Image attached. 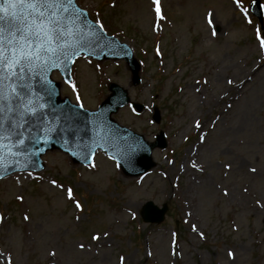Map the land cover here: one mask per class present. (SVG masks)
<instances>
[{
    "label": "rangeland",
    "instance_id": "rangeland-1",
    "mask_svg": "<svg viewBox=\"0 0 264 264\" xmlns=\"http://www.w3.org/2000/svg\"><path fill=\"white\" fill-rule=\"evenodd\" d=\"M251 1L160 0L158 14L153 0H77L131 46L142 83L131 85L122 61L99 67L82 57L63 96L96 110L115 82L147 108L127 106L114 119L149 141L163 130L168 147L153 152L158 166L140 179L102 152L77 168L51 152L43 172L1 181L0 264H264V82L248 81L236 97L243 72L264 68V23ZM149 201L170 206L163 223L142 220ZM30 228L36 236L25 242Z\"/></svg>",
    "mask_w": 264,
    "mask_h": 264
},
{
    "label": "water",
    "instance_id": "water-1",
    "mask_svg": "<svg viewBox=\"0 0 264 264\" xmlns=\"http://www.w3.org/2000/svg\"><path fill=\"white\" fill-rule=\"evenodd\" d=\"M254 7L255 14L262 19L259 2ZM72 9L79 14L78 23L83 30L84 39L77 47L75 55L70 53L67 57H53L46 68H36L32 73L26 72V77H32L30 82L34 91L43 96L40 103H44L46 107L38 113L39 118L28 115L23 117L24 126L16 131L23 133L25 144L22 148L13 149L17 155H10L5 151L4 158L0 160V179L15 170H42L44 165L41 164V156L49 150L66 152L71 156L73 165H86L91 163L98 149L117 160L126 176L139 177L156 166L152 159L153 149L167 147L163 132L157 136L155 143L149 144L143 136L120 127L112 119L113 114L130 102L128 92L116 84H109L111 95L105 99L98 111H86L81 106L71 104L68 98H61V84L52 81V74L58 70L67 82H71L73 62L82 54L93 56L100 62L124 59L132 71L133 85L141 83V64L135 59L131 48L117 38L108 36L94 24L87 13L78 7L76 0ZM4 23L0 21V25ZM134 106L139 112L143 110L140 104ZM10 116L17 121L21 120L19 110ZM159 120L157 111L156 121ZM4 129L11 130V123L5 122L0 133ZM20 138L18 135L13 137V142ZM166 211L167 206L160 210L149 202L143 209L142 217L147 223H161Z\"/></svg>",
    "mask_w": 264,
    "mask_h": 264
},
{
    "label": "snow or ice",
    "instance_id": "snow-or-ice-1",
    "mask_svg": "<svg viewBox=\"0 0 264 264\" xmlns=\"http://www.w3.org/2000/svg\"><path fill=\"white\" fill-rule=\"evenodd\" d=\"M73 2L0 0V21L5 22L0 25V129H3L5 122L11 123V130L4 129L0 133V160L4 158L5 151L17 155L13 149L24 146L23 133L16 131L23 128V117L39 118L38 113L46 107L40 103L43 96L34 91L30 82L32 77H26V72L46 68L53 57H67L70 53L75 55L84 39L78 23L79 14L72 9ZM159 2L153 0L158 14ZM237 4H240V0H237ZM261 47H264V39L261 40ZM18 110L20 121L10 116ZM17 135L21 138L13 142V137ZM52 183L55 184V181ZM68 194L71 198L70 189ZM229 255L233 254L230 252Z\"/></svg>",
    "mask_w": 264,
    "mask_h": 264
},
{
    "label": "bare ground",
    "instance_id": "bare-ground-1",
    "mask_svg": "<svg viewBox=\"0 0 264 264\" xmlns=\"http://www.w3.org/2000/svg\"><path fill=\"white\" fill-rule=\"evenodd\" d=\"M219 11L223 14L224 18L228 17V10L225 6H224V8L220 6ZM204 20H205V23L207 26H209L211 28L216 26V23L213 20V15L211 13L205 14ZM218 25H221V24L218 22ZM260 67H261V65H259V66L255 65L253 68L249 67V68H247V70H245L243 72V77L241 78V82L238 85L236 97H238L240 95L241 90L243 88H246L245 86L247 85L248 81H251L254 78H256V82L261 83V80H262V82H264V68L259 69ZM260 70H261V73H259ZM252 84L254 85L255 83H252ZM35 236H36V233L33 231V229L30 228L29 230L26 231V234L24 236V241L29 242V241L33 240L35 238ZM38 239L39 238L35 239L34 244H38ZM100 246H102V244H100ZM70 247H71V249H74L76 251H80L81 249H83L76 244L70 245Z\"/></svg>",
    "mask_w": 264,
    "mask_h": 264
}]
</instances>
